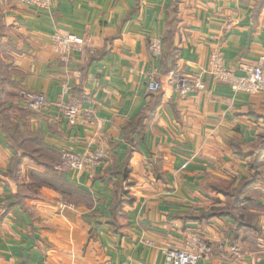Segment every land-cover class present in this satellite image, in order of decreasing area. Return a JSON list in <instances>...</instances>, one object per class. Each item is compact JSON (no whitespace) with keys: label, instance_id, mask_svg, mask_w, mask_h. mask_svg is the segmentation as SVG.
Segmentation results:
<instances>
[{"label":"crops","instance_id":"obj_1","mask_svg":"<svg viewBox=\"0 0 264 264\" xmlns=\"http://www.w3.org/2000/svg\"><path fill=\"white\" fill-rule=\"evenodd\" d=\"M57 31L93 51L62 58ZM217 47L229 69L264 59V0H51L50 8L0 0L1 106L53 153L44 159L38 150L39 162L55 161L90 196L72 204L47 187L33 192L29 172L44 168L24 158L12 172L23 150L0 118V264H165V249L194 235L215 245L201 264H264V152L256 157L264 92L233 91L207 76L204 90L181 95L171 80L206 69ZM151 79L162 81L161 92L148 91ZM24 91L93 107L96 123L72 126L62 108L33 111ZM97 148L107 157L96 166H63V152ZM246 182L255 204L243 214L259 232L234 215H204L217 200L227 204L220 188Z\"/></svg>","mask_w":264,"mask_h":264},{"label":"built area","instance_id":"obj_2","mask_svg":"<svg viewBox=\"0 0 264 264\" xmlns=\"http://www.w3.org/2000/svg\"><path fill=\"white\" fill-rule=\"evenodd\" d=\"M21 3L33 5L38 8H50L51 0H19ZM53 46L62 58H67L74 49L82 54L92 52L93 48L83 38L69 32L57 31L52 35ZM163 44L160 38H152L150 49L155 56L161 54ZM211 76L217 82L230 86L233 91H244L248 93L264 92V59L255 64L240 63L236 69L224 66V54L220 47L214 48L210 54L209 65L199 74H176L173 73L171 80L181 95H188L202 91L206 87L205 78ZM163 89V83L157 79L148 82V91L159 93ZM29 109L40 112L45 108H62L68 122L72 126L83 123L95 124V110L93 107L87 109L79 102H49L43 92L24 91L21 94ZM1 101V97H0ZM85 117L81 119L82 114ZM107 157L104 148H97L94 152L81 156L75 152L65 151L62 153L63 166L68 169L83 170L96 166ZM151 244H154L151 242ZM215 249L200 235L192 236L185 245L181 247H168L165 249V264H201L202 259L209 257ZM235 250V246L232 247ZM120 264H130L123 262Z\"/></svg>","mask_w":264,"mask_h":264},{"label":"trees","instance_id":"obj_3","mask_svg":"<svg viewBox=\"0 0 264 264\" xmlns=\"http://www.w3.org/2000/svg\"><path fill=\"white\" fill-rule=\"evenodd\" d=\"M5 106H1L0 103V118L2 120V128L10 133V141L17 146L19 149H22V152H18V157L16 159L17 162H14V164L11 166L12 172L17 170V163L21 164L24 158H30L32 159L33 163L36 164L38 167L44 168L43 170L31 169L29 172V175L31 177V183H32V190L35 193H40V191H43L45 187L53 189L57 192H59L63 198L70 203H78L80 200L85 201L87 204H90V200L88 197H90L88 194H86L84 191L77 188L75 185H71L67 183L63 178V172L59 169H56L53 164H43L39 161H41L40 158H38V150H40L41 155L40 157H43L44 159L46 157H51L53 153L50 151L42 148V142L41 138L35 134V133H29L28 135L22 134L20 131V126L16 121H13L11 119V115L9 112L6 111L4 108ZM12 138V139H11ZM259 146V145H258ZM263 146V148H259ZM261 146L257 147V159H259L260 162V156L264 152V141L262 142ZM263 149V150H262ZM34 150L37 151V153H34ZM50 154V155H49ZM60 162V159L58 163ZM257 162V160H256ZM257 162V165L259 164ZM56 164V163H55ZM252 166V165H251ZM257 167H252V170H256ZM127 170L121 171L123 174V177H127ZM120 173V172H119ZM258 177V173L255 172L254 176L251 180H255ZM253 182H246L243 183L240 187L231 190L230 188H220V191L228 198V202L225 206H217L216 204L220 203L218 200L214 202V206L208 211L204 212V215L207 217H216V216H224V215H234L236 218H238V222L241 224L242 227H249L252 228L257 232H259L255 229L257 226L254 225L253 219H251V216H245L243 212L245 211L243 206L245 203L249 202V205L251 207L254 206V200L245 196V191L250 188ZM120 193V192H118ZM257 193V191H252V195ZM40 195V194H39ZM119 204H114V208L117 207ZM247 206V205H246ZM254 231V232H255ZM259 236V233H258Z\"/></svg>","mask_w":264,"mask_h":264},{"label":"rangeland","instance_id":"obj_4","mask_svg":"<svg viewBox=\"0 0 264 264\" xmlns=\"http://www.w3.org/2000/svg\"><path fill=\"white\" fill-rule=\"evenodd\" d=\"M82 38V37H81ZM152 40V39H151ZM221 83V82H220ZM196 93V92H195Z\"/></svg>","mask_w":264,"mask_h":264}]
</instances>
